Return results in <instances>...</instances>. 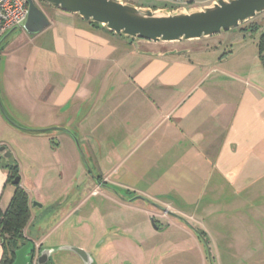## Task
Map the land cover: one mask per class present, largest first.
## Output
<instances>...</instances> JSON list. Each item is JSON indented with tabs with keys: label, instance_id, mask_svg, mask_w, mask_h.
Listing matches in <instances>:
<instances>
[{
	"label": "crops",
	"instance_id": "crops-1",
	"mask_svg": "<svg viewBox=\"0 0 264 264\" xmlns=\"http://www.w3.org/2000/svg\"><path fill=\"white\" fill-rule=\"evenodd\" d=\"M124 1L151 8L168 4ZM58 14L47 16L50 24L33 37L20 29L1 50L0 94L7 109L13 114L24 105L35 117H48L44 125L73 127L92 170L125 193L142 194L195 220L206 235L210 230L252 237L237 251L264 250V71L256 53L219 52L245 42L252 31L239 25L228 35L189 40L183 53L165 54L178 47L143 39L134 46L75 14ZM69 65L72 73L60 81ZM7 133L20 134L0 114V145L18 164L30 212H39L34 232L25 234L35 245L53 246L50 233L71 225L72 214L67 208L46 210L62 201L60 189L56 196L42 194V207L32 206L33 186L22 182L23 158L9 146ZM50 144L56 150L61 142L51 137ZM14 190L0 158V211ZM2 254L0 242V259Z\"/></svg>",
	"mask_w": 264,
	"mask_h": 264
},
{
	"label": "rangeland",
	"instance_id": "rangeland-1",
	"mask_svg": "<svg viewBox=\"0 0 264 264\" xmlns=\"http://www.w3.org/2000/svg\"><path fill=\"white\" fill-rule=\"evenodd\" d=\"M38 5L46 14V16H53L54 14L59 15L58 13H66L65 11L53 8L45 3H38ZM171 5L172 4L168 3L167 8H173V5ZM249 21L258 22L260 25L259 29L252 32L253 34L251 32L247 33V39H245V42L241 44L238 42H233L229 46H223L219 52L222 53L225 51V49V52H228L229 50L234 51V55H236V57L238 54H258L257 43L259 41L260 34L264 31V11L258 13ZM243 25H245V23L241 24L240 27ZM232 29H236V27ZM230 30L221 31L218 34H214L210 37H215L217 35H228ZM250 36L252 39H248ZM189 43L190 42L187 40H183L173 43L166 42L164 44L166 46L175 45L178 47L175 49L181 50L187 48ZM262 54L264 55V47ZM247 63H245V67H248L251 64L249 61ZM227 67H229V65ZM72 68L73 66L69 65L68 69H63L60 75L57 76L58 79L63 81L72 73ZM254 74L257 75V73ZM30 110L31 108L22 105L14 112L11 110L13 114L9 110L8 111L16 120H19V122L27 126L47 127L56 125H44L46 124L48 117H35L33 113H30ZM71 129L73 130V127ZM73 131L76 133L75 130ZM4 133H6V131H4ZM19 133L20 134L14 135H8L7 133L6 140L8 141L9 146L19 151L23 158V163H21V172L23 175L22 182L26 184L28 189L31 185L33 186L32 191H30V189L28 191L31 202L33 200H37L40 203V199L43 200L41 195L46 193H52L56 196L59 193V189L61 192H63L62 197H58L60 199H64L65 193L67 191H72L75 194L80 195L81 188H76V184H80L82 181V184L84 185L88 183L89 178L91 180L92 177L90 176V172L87 170V166L84 163L82 155H80L75 143L73 140H71V137L61 135L64 133V131L57 129L46 131V134H49L47 137L36 135L27 136L28 134L22 132ZM51 133L53 134L50 135ZM76 135L81 144L80 134ZM11 137H13L12 140H10ZM51 137H54V139L56 138L61 142L58 149L56 150L50 147ZM77 156L80 157V161H78ZM95 172L96 171H92L93 174ZM77 179L79 181H76ZM56 185H58L59 188H55ZM115 189H118L122 192V195H125V190L117 187H115ZM128 195H130V193H128ZM96 200H92L93 204L97 203ZM139 201L140 200L136 199L133 202H138L139 204ZM104 208L105 207L103 206L102 209ZM109 209L110 210L106 208L104 210V212H108L106 216L114 219V222H117V226L124 228V231H129V235L125 233L119 234L120 231H116L117 229L120 230L118 227L116 229L111 227V231L116 232V234H111V239L114 240V243H116L115 245H118L115 248V250L117 249V253L111 251V257L102 262L105 263V261H107V264H209L203 243L186 229L184 222L181 221L183 224L179 223L176 225L171 223L167 229L159 231L154 229L151 221L146 215L138 214L137 210H125V208H120L116 205L110 206ZM152 211L158 215L161 214V212H158L156 209ZM35 216L37 218L39 217V212L37 210L36 212H30L28 222L23 229L25 236V232H34L31 226L32 224H35L33 223ZM188 220L194 225L198 224V222L195 220ZM104 222L107 223L110 222V220L108 218H104ZM69 223H72L73 225L71 224L67 226V223L62 225L58 231L53 230L50 233L48 244H68L79 247L81 246L89 253L94 254L95 247H93V245L95 242V246H97V243H100L102 231H89L86 224H82L81 230L80 224H76L77 221L74 219H71V222ZM262 224H264V221H262ZM28 228H30V231ZM175 229H178V231ZM207 232V236L209 238V250L212 254L214 264H264V250L261 248V246H259V248H261L260 251L242 252L243 249L241 248V251H237L239 247L248 245L250 238H252L248 236L246 237L244 235L241 237V235L238 233L240 230H237V232L235 231L240 236L236 234L237 236L229 237L214 235L210 230ZM241 238L242 241L240 242ZM244 240L245 245L243 244ZM262 240H264V237H262ZM158 242H161L164 247L157 248L156 244ZM119 244H122L127 248L125 249L124 247V250H122L123 252H120L121 249ZM106 249H108V247H106ZM54 259L56 260L57 264H82L79 258L67 250H60L54 254ZM102 262H99L98 264H102Z\"/></svg>",
	"mask_w": 264,
	"mask_h": 264
},
{
	"label": "water",
	"instance_id": "water-1",
	"mask_svg": "<svg viewBox=\"0 0 264 264\" xmlns=\"http://www.w3.org/2000/svg\"><path fill=\"white\" fill-rule=\"evenodd\" d=\"M25 1L27 3V11L24 18L18 24L7 29L0 35V52L11 36L20 29L24 30L29 37H33L50 24V20L38 3H45L53 8L75 14L86 22L97 24L100 28H105L114 34L121 35L130 40L143 39L153 42L189 41L212 36L221 31L238 27L254 18L258 13L264 11V0H215L208 6L199 7L191 5L187 9L143 7L131 1L124 0ZM133 43L136 46L137 43L135 41ZM184 51L183 49H172L166 51L165 54L183 53ZM0 114L9 126L18 132L28 135L43 136L46 134V131L52 129L67 133L75 143L80 155H82L91 177L97 183H103V181H99L95 174L92 173L93 170L87 158H85L80 141L76 135L77 133L71 128L60 125L47 127L24 125L10 114L2 100L1 94ZM11 154V151L6 145H0V158L3 159V162H7L11 158ZM11 183L15 185L19 183V177H14ZM110 190L125 202H132L139 199L145 203L157 206L156 202L142 194H135L131 198H126L118 189L112 188ZM31 204L33 207L43 206L37 200H33ZM161 208L166 213L175 214L181 221L190 225L187 220L166 207L161 206ZM151 222L155 226L153 220ZM195 232H197L205 247L208 263L214 264L207 241L197 230ZM60 250L71 252L80 259L82 264H91L93 262L92 254L82 247L61 244L38 248L36 251L34 242L28 240L25 244L13 250L14 260L12 264H45L50 259L57 264L54 259V254Z\"/></svg>",
	"mask_w": 264,
	"mask_h": 264
},
{
	"label": "flooded vegetation",
	"instance_id": "flooded-vegetation-1",
	"mask_svg": "<svg viewBox=\"0 0 264 264\" xmlns=\"http://www.w3.org/2000/svg\"><path fill=\"white\" fill-rule=\"evenodd\" d=\"M10 160H13V159L10 158L7 162H9ZM7 162H3V164L7 163ZM18 169H19V167H18ZM94 174H95L96 178L99 181H103V183H97L93 178H91L92 181L89 179V182L84 184V185L82 184L83 182L81 181L80 184H76V186H75L76 188H81V194L78 197L73 196L74 192H72V191L68 192L67 191L65 193L64 199H62V201L60 203L51 202L50 204L47 205L48 207L46 208V210L55 209V208L56 209L67 208V212L70 211V213L72 214V219L76 220L78 218V221L76 220L77 221L76 224H80L81 230H82V224H86L87 229L89 231H91V230H96L98 232L102 231V234L100 236V238L102 237L100 239V243L99 244L97 243V246H95V243H96L95 242L93 245V247H95V248H94V254H92L93 262L91 264H98L99 262H102V261L110 258L111 257V253H110L111 251H113L114 253H117V249L115 250V248L118 245H115L116 243H114V240L111 239V236H112L111 234H116V232L111 231V229H112L111 227H114L116 229L118 227L116 224L117 222H114L115 221L114 219L106 216L108 212H104V210L106 208H108V210H110L109 208L112 205H116L117 207H120V208H125V210L126 209L137 210L138 214H141V215L144 214L148 217V219L150 221L153 220V222L155 224V226L152 224L154 229L159 230V231L167 229L171 223L176 225V224L183 222V221L181 222V220L175 214H170V213H166L165 211H163V209L161 208L162 205L158 204L157 202H156L157 203V206H156V205H152L149 203H144V201H142V200H140L139 201L140 203L138 204V202H133V201L132 202H125V201L119 199V197L117 195H115L113 192H111V190H110L112 188L115 189L114 184H112L111 182L103 180V177L101 179H99L98 176L99 175L102 176L101 173L95 172ZM19 175L20 174L18 172L17 176L19 177ZM19 181H20V178H19ZM17 184L21 187L20 182ZM132 196L133 195H128L127 193H125V195H124V197H126V198H131ZM28 199H29V196H28ZM70 199H71V201H70ZM92 200H96L97 203L93 204ZM103 206L105 207L104 209H102ZM148 208L149 209L152 208V210L156 209V210H158V212L160 211L161 214L158 215L157 213H155L152 210H151V212L147 213ZM148 211H150V210H148ZM104 218H108L110 220V222L105 223ZM185 220H187L189 222V224L192 226L191 227L190 225H188L184 222L186 229L188 231H190V233L193 236H196L197 239H199L201 241L200 237L197 235V232H195V231L197 230L202 235L201 231H204V230H202L196 224L194 225L193 223H191L187 218ZM161 227H163V228H161ZM118 228L120 230L117 229L116 231H120L119 234L125 233V234L129 235V231H124L125 229L122 227H118ZM175 230L178 231V229H175ZM128 235H126V236H128ZM204 238L209 245V241L206 239V237H204ZM40 247L42 248V245H36V251ZM106 247H108V249H106ZM119 247L121 249L120 252H123L122 250H124V247H125V249L127 248L126 246H124L122 244H119ZM156 247L157 248L158 247L163 248L164 246L162 245L161 242H158L156 244ZM45 264H55V263L50 259ZM102 264H107V261H105V263L102 262Z\"/></svg>",
	"mask_w": 264,
	"mask_h": 264
},
{
	"label": "trees",
	"instance_id": "trees-1",
	"mask_svg": "<svg viewBox=\"0 0 264 264\" xmlns=\"http://www.w3.org/2000/svg\"><path fill=\"white\" fill-rule=\"evenodd\" d=\"M172 6V5H171ZM93 26L97 24L90 23ZM248 24V25H246ZM260 25L258 22L249 21L245 23V27H240L242 30H250L252 32L257 31ZM258 46V57L264 71V55L262 50L264 47V31L260 34ZM8 171V179L11 181L14 177L18 175L19 169L18 164L14 160H10L3 164ZM99 179L102 178L101 175L98 176ZM30 215L29 209V199L27 192L24 188L20 187L18 184L15 185L14 193L4 211H1L0 217V242L3 246V254L0 259V264H12L14 260L13 250L19 246L25 244L28 240L23 233V229L28 222ZM202 235L208 237L205 231H201ZM25 241V242H22ZM21 242V243H20ZM20 243V244H19ZM208 259V258H207Z\"/></svg>",
	"mask_w": 264,
	"mask_h": 264
},
{
	"label": "built area",
	"instance_id": "built-area-1",
	"mask_svg": "<svg viewBox=\"0 0 264 264\" xmlns=\"http://www.w3.org/2000/svg\"><path fill=\"white\" fill-rule=\"evenodd\" d=\"M171 3V9H187L191 6L190 0H162ZM27 3L25 0H0V35L7 29L18 24L25 16ZM1 217V211H0Z\"/></svg>",
	"mask_w": 264,
	"mask_h": 264
}]
</instances>
